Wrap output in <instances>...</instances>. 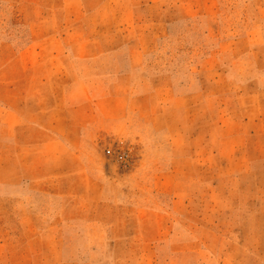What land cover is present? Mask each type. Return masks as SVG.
Instances as JSON below:
<instances>
[{"label":"rangeland","instance_id":"obj_1","mask_svg":"<svg viewBox=\"0 0 264 264\" xmlns=\"http://www.w3.org/2000/svg\"><path fill=\"white\" fill-rule=\"evenodd\" d=\"M0 264H264V0H0Z\"/></svg>","mask_w":264,"mask_h":264}]
</instances>
